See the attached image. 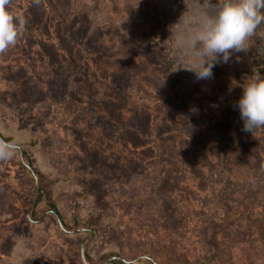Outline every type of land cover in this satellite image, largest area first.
<instances>
[{
  "label": "rangeland",
  "instance_id": "rangeland-1",
  "mask_svg": "<svg viewBox=\"0 0 264 264\" xmlns=\"http://www.w3.org/2000/svg\"><path fill=\"white\" fill-rule=\"evenodd\" d=\"M224 2L13 0L0 264H85L84 243L87 264H264V128L243 131L237 106L264 77V23L211 79L174 71L194 62L187 17Z\"/></svg>",
  "mask_w": 264,
  "mask_h": 264
},
{
  "label": "clouds",
  "instance_id": "clouds-1",
  "mask_svg": "<svg viewBox=\"0 0 264 264\" xmlns=\"http://www.w3.org/2000/svg\"><path fill=\"white\" fill-rule=\"evenodd\" d=\"M13 0H0V56L14 47L25 28V21L11 10ZM39 2V0H35ZM194 31L179 39L180 46L194 56V62H180L174 71L194 72L197 80L213 77L216 64L227 63L232 54L247 52L251 38L264 23V0H225L214 14L199 12L188 16ZM243 131L264 128V77L255 76L237 104ZM13 144L0 143V160L13 154Z\"/></svg>",
  "mask_w": 264,
  "mask_h": 264
},
{
  "label": "trees",
  "instance_id": "trees-1",
  "mask_svg": "<svg viewBox=\"0 0 264 264\" xmlns=\"http://www.w3.org/2000/svg\"><path fill=\"white\" fill-rule=\"evenodd\" d=\"M170 66H172V63H170ZM3 138V137H2ZM3 140H4V142H6L7 144H10L11 143V139H8V138H3ZM21 152L22 151H20V154H21ZM22 154H23V152H22ZM37 175H38V173H36ZM38 177H39V175H38ZM39 179V178H38ZM40 181H41V178L39 179ZM41 183H42V181H41ZM39 195H40V199H43V197L45 196V192H44V189H43V187L42 186H40V191H39ZM48 206H49V210H50V212L51 213H53L54 215H56L62 222H63V220L61 219V216H60V213H59V210H58V208H57V206L54 204V202L53 201H51V200H48ZM64 223V222H63ZM63 226L65 227V228H67L66 226H65V224H63ZM63 230V229H62ZM65 231V230H64ZM263 232H264V230H263ZM220 255H222V254H220ZM223 256V255H222ZM226 257V256H225ZM152 258V257H151ZM85 259H86V263H90V259H89V257L87 256V252L85 253ZM224 261H226V260H224ZM120 263H122V261H119ZM148 262H150V261H148ZM151 262H153V264H157L155 261H154V259L152 258V261ZM226 264V263H225Z\"/></svg>",
  "mask_w": 264,
  "mask_h": 264
},
{
  "label": "water",
  "instance_id": "water-1",
  "mask_svg": "<svg viewBox=\"0 0 264 264\" xmlns=\"http://www.w3.org/2000/svg\"><path fill=\"white\" fill-rule=\"evenodd\" d=\"M0 142L1 143H6V142H4V140H3V138H2V136H1V134H0ZM21 155H22V152H21ZM27 167L29 168V170L32 172V174L34 175V176H36L35 175V173H34V171H33V169L30 167V166H28L27 165ZM37 180V179H36ZM38 181V180H37ZM40 197V195H39V185L37 184V199ZM59 222V224H60V226L62 225L61 224V222H60V220L58 221ZM66 231V230H65ZM85 244V243H84ZM83 244V246H82V256H83V260H84V262H85V264H87L86 263V259H85V254H84V245ZM144 259H146V260H149V261H152V258L151 257H143ZM143 258H139V259H143ZM117 259H119L120 261H122L123 263H125V264H131L132 262H130V261H127V260H125V259H122V258H117V257H112L110 260H109V262L110 261H115V260H117ZM139 259H137V261L139 260ZM108 263V262H107Z\"/></svg>",
  "mask_w": 264,
  "mask_h": 264
},
{
  "label": "flooded vegetation",
  "instance_id": "flooded-vegetation-1",
  "mask_svg": "<svg viewBox=\"0 0 264 264\" xmlns=\"http://www.w3.org/2000/svg\"><path fill=\"white\" fill-rule=\"evenodd\" d=\"M117 260H119V259H117ZM116 261V260H115Z\"/></svg>",
  "mask_w": 264,
  "mask_h": 264
}]
</instances>
